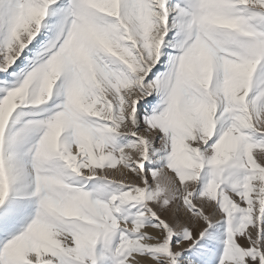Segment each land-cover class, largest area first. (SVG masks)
I'll return each instance as SVG.
<instances>
[{"label": "snow or ice", "instance_id": "1", "mask_svg": "<svg viewBox=\"0 0 264 264\" xmlns=\"http://www.w3.org/2000/svg\"><path fill=\"white\" fill-rule=\"evenodd\" d=\"M0 264H264V0H0Z\"/></svg>", "mask_w": 264, "mask_h": 264}]
</instances>
